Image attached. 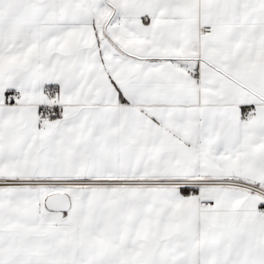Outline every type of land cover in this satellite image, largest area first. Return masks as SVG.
I'll return each instance as SVG.
<instances>
[{"label": "snow or ice", "instance_id": "snow-or-ice-1", "mask_svg": "<svg viewBox=\"0 0 264 264\" xmlns=\"http://www.w3.org/2000/svg\"><path fill=\"white\" fill-rule=\"evenodd\" d=\"M0 264H264V0H0Z\"/></svg>", "mask_w": 264, "mask_h": 264}]
</instances>
